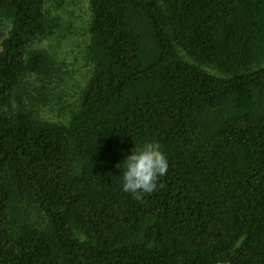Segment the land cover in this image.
Segmentation results:
<instances>
[{"label":"trees","instance_id":"obj_1","mask_svg":"<svg viewBox=\"0 0 264 264\" xmlns=\"http://www.w3.org/2000/svg\"><path fill=\"white\" fill-rule=\"evenodd\" d=\"M65 1L0 0V264H264V0H85L59 122ZM145 142L169 167L138 201L117 165Z\"/></svg>","mask_w":264,"mask_h":264},{"label":"rangeland","instance_id":"obj_2","mask_svg":"<svg viewBox=\"0 0 264 264\" xmlns=\"http://www.w3.org/2000/svg\"><path fill=\"white\" fill-rule=\"evenodd\" d=\"M57 12L62 16L63 35L46 42L48 50L62 66V72L55 79L53 88L46 95L50 110L40 113L42 118L63 121L67 107L78 101L81 91L88 82L89 67L84 60L85 46L88 41L90 13L85 0H66ZM61 39V40H60Z\"/></svg>","mask_w":264,"mask_h":264},{"label":"clouds","instance_id":"obj_3","mask_svg":"<svg viewBox=\"0 0 264 264\" xmlns=\"http://www.w3.org/2000/svg\"><path fill=\"white\" fill-rule=\"evenodd\" d=\"M168 160L159 144L145 142L135 148L131 155L124 158L117 168L122 169L121 189L136 200H142L158 188V179L168 171Z\"/></svg>","mask_w":264,"mask_h":264}]
</instances>
